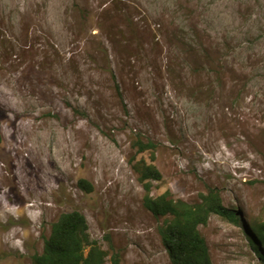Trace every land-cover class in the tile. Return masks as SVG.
Returning <instances> with one entry per match:
<instances>
[{
  "label": "rangeland",
  "instance_id": "374dc122",
  "mask_svg": "<svg viewBox=\"0 0 264 264\" xmlns=\"http://www.w3.org/2000/svg\"><path fill=\"white\" fill-rule=\"evenodd\" d=\"M137 136L153 196L214 189L244 215L199 227L212 264H261L244 224L264 218V0H0V264H31L71 211L107 259L171 264Z\"/></svg>",
  "mask_w": 264,
  "mask_h": 264
},
{
  "label": "trees",
  "instance_id": "16d2710c",
  "mask_svg": "<svg viewBox=\"0 0 264 264\" xmlns=\"http://www.w3.org/2000/svg\"><path fill=\"white\" fill-rule=\"evenodd\" d=\"M113 78V76H112ZM116 91L118 87L115 86ZM131 146L136 155L149 153V161L132 157L129 164L143 188V207L153 217L162 219L158 226L161 244L171 264H212L208 246L199 227L206 225L212 215H217L233 224L242 223L244 217L238 210L223 205L219 194L210 189L200 195L197 203L189 204L175 200L170 192L152 195V185L162 180V175L154 164L156 145L139 136ZM78 186L85 192L93 191L92 185L80 179ZM251 250L261 264H264V218L249 217L245 225ZM108 253L91 240L85 217L78 211L64 213L50 225L49 236L44 240L41 253L31 257V264H120L117 253Z\"/></svg>",
  "mask_w": 264,
  "mask_h": 264
}]
</instances>
